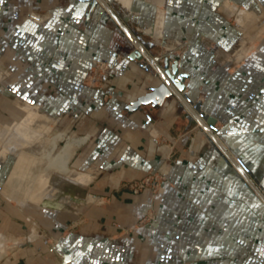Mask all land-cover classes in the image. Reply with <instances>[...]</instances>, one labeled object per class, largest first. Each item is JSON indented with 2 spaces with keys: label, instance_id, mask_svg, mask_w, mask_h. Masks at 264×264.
<instances>
[{
  "label": "crops",
  "instance_id": "crops-1",
  "mask_svg": "<svg viewBox=\"0 0 264 264\" xmlns=\"http://www.w3.org/2000/svg\"><path fill=\"white\" fill-rule=\"evenodd\" d=\"M105 1L94 13L83 0L0 2V109L13 115L0 134L16 129L0 172L9 200L22 189L37 203L18 200L1 225L2 254L28 244L4 264H264V0ZM127 30L176 56L247 180L176 97L126 110L160 84L129 59ZM97 61L110 70L91 86ZM64 139L79 142L70 172L33 170L34 182L36 152L49 161ZM151 172L165 182L134 195L127 184Z\"/></svg>",
  "mask_w": 264,
  "mask_h": 264
},
{
  "label": "water",
  "instance_id": "water-1",
  "mask_svg": "<svg viewBox=\"0 0 264 264\" xmlns=\"http://www.w3.org/2000/svg\"><path fill=\"white\" fill-rule=\"evenodd\" d=\"M83 1L89 4V13H94L99 7L110 10V6L105 0ZM116 18L121 22L118 16H116ZM127 33L132 38L133 44L137 47V50L129 57V59L133 62H138L140 66L148 72L152 70L153 76H156L160 80V84L152 87L146 95L139 97L135 102L127 106L126 110L130 114H134L143 111L145 107L159 109L162 108L168 99L176 97L187 108L192 121L199 123L200 126L206 130L208 135L220 149L219 151L226 156L231 164L237 167L244 180H247L248 169L240 159H237L236 161L235 157L221 142L218 132L215 130V120L202 112L201 102L194 103L188 94H186L188 87L186 86L185 81L189 78V75L181 71L176 56L172 55L171 52H155L147 43L141 44L137 41L130 31L127 30ZM260 194L262 195L261 192ZM27 245L28 244L22 243L16 244L17 247L21 248H25ZM70 261L71 258L65 256L63 264H68Z\"/></svg>",
  "mask_w": 264,
  "mask_h": 264
},
{
  "label": "rangeland",
  "instance_id": "rangeland-1",
  "mask_svg": "<svg viewBox=\"0 0 264 264\" xmlns=\"http://www.w3.org/2000/svg\"><path fill=\"white\" fill-rule=\"evenodd\" d=\"M99 63H101V64L104 65L103 69H99L97 67V65H99ZM109 70H110V67H109V64L108 63L103 62V61L94 62L93 65H92V68L90 70V75H89V78H88L87 82L91 86H95L99 81H102L104 79V77L108 74ZM16 101L17 100H14L15 104H17ZM7 103H9V102L7 101L6 104ZM0 116L3 118V120H2L3 122L2 123H4V126L6 125V123H10L13 120L12 113L10 111L4 110V109H3V111H2V109H0ZM13 130H14V134H15L16 129H13ZM13 130L10 131V136L9 137H11L13 135V133H12ZM68 141H71V140L64 139V140L58 141L56 143V145H57L56 149L50 155V159L53 160L57 156H60V155H63V154H69L68 164H69V168L71 169V167H70L71 165H70L69 161H70V159L72 157L73 149H74L75 145L77 146V144H72L70 148H66L65 147L66 146L65 144ZM4 151H6V150L4 149ZM38 153L39 152H36V154H37L36 160L32 164V166L29 168L30 169L29 170V173H30L29 174V177H31V179L33 181H34L35 177L37 178L38 176H36V175L34 176L33 172L31 173V171H33V170L46 171V170H48L47 169L48 164L52 161V160L50 161V159H49L50 162L49 161H44L42 158H41L42 160L39 159V157H38L39 154ZM68 164H67V168H68ZM69 168H68V171H69ZM52 170H56L57 171V169H52ZM62 173H67V172H62ZM151 173H154L156 176H154L155 182L153 183V186L151 188H149V189L155 191V190H157L161 186L162 183L165 182V178L163 176H161L160 174L156 173V172H151ZM8 176H9V174H8V171L6 169H5V171L0 172V227L3 224V222H4L5 228H6L7 222L8 221L10 222V220L12 221L18 215V214H15V212L13 213L11 211L13 209L12 206H17V204L19 203L18 200L25 199V201H24L25 204H30L31 207H36V205H37L36 202L31 201L29 199H26L24 197V193H23L22 189H20V192H17L15 194H12L13 197L15 198L14 200H12V201L9 200V198L7 197V195L4 193L5 182L8 179ZM147 176H149V174ZM147 176H145V177H147ZM55 177L56 176H54V175L51 176V178H53L54 180H55ZM136 181H140V180H136ZM128 184H127V186L129 188V185ZM129 190H130V188H129ZM142 192H144V191H142ZM25 212L28 213L29 211L28 210H25ZM21 231H23V230L21 229ZM25 231L27 232L26 226H25ZM17 248H20V247H17L16 246V243H9V245L6 246V249L4 251L5 253L2 254V252H0V264H4V262L6 260H9L10 257H11V255H8V254H11V252L14 249H17Z\"/></svg>",
  "mask_w": 264,
  "mask_h": 264
},
{
  "label": "bare ground",
  "instance_id": "bare-ground-1",
  "mask_svg": "<svg viewBox=\"0 0 264 264\" xmlns=\"http://www.w3.org/2000/svg\"><path fill=\"white\" fill-rule=\"evenodd\" d=\"M31 118H33V115H32V113H31V115L29 114H27L26 116H25V120H24V122L26 123L27 122V120H30ZM31 123V122H30ZM25 125V124H24ZM25 130H27V128H23L22 130H20V132H21V134L25 131ZM26 132V131H25ZM24 134V133H23ZM9 136H10V131L9 130H5V131H3V132H1V134H0V141H1V139H4V140H6V139H8L9 138ZM25 136V135H24ZM6 143H7V141H6ZM6 143H5V148L7 149V147H6ZM78 144L79 142H77V141H73V140H71V141H68L65 145V147L66 148H70L71 147V145L72 144ZM26 146V145H25ZM76 146V145H75ZM4 148V149H5ZM26 149V148H25ZM68 159H69V154H63V155H60V156H57V157H55L49 164H48V166H47V169H49V170H52V169H57V170H59L60 172L62 171V172H70V171H68V168H67V164H68ZM61 172V173H62ZM35 181V180H34ZM39 185V184H38ZM39 187H41V186H36V188H39ZM40 189V188H39ZM51 191H54V189H50ZM49 190V191H50ZM60 192V191H59ZM38 194V193H37ZM44 194V193H43ZM48 195H50V194H48ZM42 196V195H41ZM45 196V195H44ZM49 198V197H48ZM52 198V197H51ZM54 199V198H53Z\"/></svg>",
  "mask_w": 264,
  "mask_h": 264
},
{
  "label": "built area",
  "instance_id": "built-area-1",
  "mask_svg": "<svg viewBox=\"0 0 264 264\" xmlns=\"http://www.w3.org/2000/svg\"><path fill=\"white\" fill-rule=\"evenodd\" d=\"M97 67L99 69H103L104 65L99 63V65H97ZM235 160L237 161V158H235ZM154 176H156L154 173H150L149 176L145 177L144 179H142L140 181H134V182L129 183L128 185H129L131 192L134 195H138L142 191H145V190H148L149 188H151L153 186V183L155 182Z\"/></svg>",
  "mask_w": 264,
  "mask_h": 264
},
{
  "label": "flooded vegetation",
  "instance_id": "flooded-vegetation-1",
  "mask_svg": "<svg viewBox=\"0 0 264 264\" xmlns=\"http://www.w3.org/2000/svg\"><path fill=\"white\" fill-rule=\"evenodd\" d=\"M8 97H9V100H8ZM7 101H10V96H9L8 94L5 93V94H4V102H5V103H4V107H5V108H6V102H7ZM13 104H15L14 101H13ZM16 105H17V104H16ZM17 106H18V105H17Z\"/></svg>",
  "mask_w": 264,
  "mask_h": 264
},
{
  "label": "snow or ice",
  "instance_id": "snow-or-ice-1",
  "mask_svg": "<svg viewBox=\"0 0 264 264\" xmlns=\"http://www.w3.org/2000/svg\"><path fill=\"white\" fill-rule=\"evenodd\" d=\"M0 2H2V0H0Z\"/></svg>",
  "mask_w": 264,
  "mask_h": 264
}]
</instances>
